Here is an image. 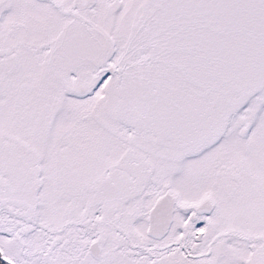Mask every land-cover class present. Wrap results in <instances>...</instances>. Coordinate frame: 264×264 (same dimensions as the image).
I'll return each mask as SVG.
<instances>
[{"label": "snow or ice", "instance_id": "snow-or-ice-1", "mask_svg": "<svg viewBox=\"0 0 264 264\" xmlns=\"http://www.w3.org/2000/svg\"><path fill=\"white\" fill-rule=\"evenodd\" d=\"M0 264H264V0H0Z\"/></svg>", "mask_w": 264, "mask_h": 264}]
</instances>
